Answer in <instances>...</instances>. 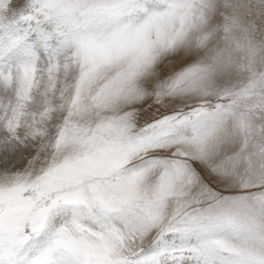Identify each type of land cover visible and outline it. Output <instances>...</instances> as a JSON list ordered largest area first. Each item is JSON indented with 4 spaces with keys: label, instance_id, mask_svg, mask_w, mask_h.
<instances>
[{
    "label": "snow or ice",
    "instance_id": "obj_1",
    "mask_svg": "<svg viewBox=\"0 0 264 264\" xmlns=\"http://www.w3.org/2000/svg\"><path fill=\"white\" fill-rule=\"evenodd\" d=\"M0 264H264V0H0Z\"/></svg>",
    "mask_w": 264,
    "mask_h": 264
}]
</instances>
